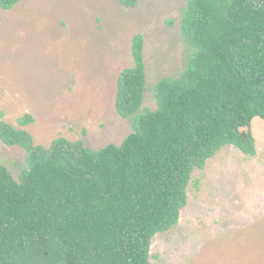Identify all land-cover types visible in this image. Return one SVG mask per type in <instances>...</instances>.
<instances>
[{"label":"trees","instance_id":"trees-1","mask_svg":"<svg viewBox=\"0 0 264 264\" xmlns=\"http://www.w3.org/2000/svg\"><path fill=\"white\" fill-rule=\"evenodd\" d=\"M19 1L0 0V8ZM181 33L187 64L155 84V110L144 105L145 37L134 35V63L121 71L115 100L133 119L121 144L93 149L59 136L44 145L0 120V139L20 146L28 166L16 179L0 164V264H152L153 237L179 223L194 171L227 145L257 153L264 0H187Z\"/></svg>","mask_w":264,"mask_h":264},{"label":"rangeland","instance_id":"rangeland-1","mask_svg":"<svg viewBox=\"0 0 264 264\" xmlns=\"http://www.w3.org/2000/svg\"><path fill=\"white\" fill-rule=\"evenodd\" d=\"M187 0H20L0 8V120L28 129L36 143L64 136L93 149L121 144L133 119L116 109L121 71L145 37V107L155 84L185 68L191 48L181 33ZM31 113L35 120L22 125ZM257 153L227 145L196 169L180 221L155 234L152 264H264V120L251 127ZM0 164L19 179L27 160L0 139Z\"/></svg>","mask_w":264,"mask_h":264}]
</instances>
